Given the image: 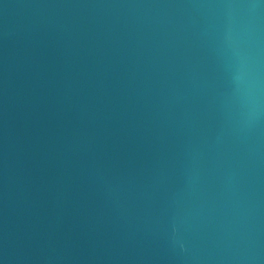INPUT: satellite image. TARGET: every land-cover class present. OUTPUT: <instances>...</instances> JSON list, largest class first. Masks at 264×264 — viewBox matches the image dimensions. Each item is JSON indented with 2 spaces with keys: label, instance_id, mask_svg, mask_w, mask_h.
Returning a JSON list of instances; mask_svg holds the SVG:
<instances>
[{
  "label": "water",
  "instance_id": "95a60500",
  "mask_svg": "<svg viewBox=\"0 0 264 264\" xmlns=\"http://www.w3.org/2000/svg\"><path fill=\"white\" fill-rule=\"evenodd\" d=\"M0 264H264V0H0Z\"/></svg>",
  "mask_w": 264,
  "mask_h": 264
}]
</instances>
